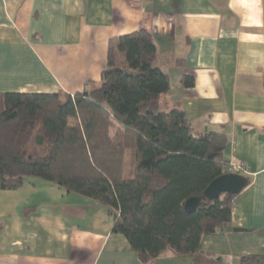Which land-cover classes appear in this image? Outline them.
Wrapping results in <instances>:
<instances>
[{
	"label": "crops",
	"instance_id": "0c3cea01",
	"mask_svg": "<svg viewBox=\"0 0 264 264\" xmlns=\"http://www.w3.org/2000/svg\"><path fill=\"white\" fill-rule=\"evenodd\" d=\"M142 27L171 79L161 107L182 108L197 133H225L228 168H248L231 222L202 249L219 264L264 255V0H0V92L90 88L111 41ZM112 226L105 205L27 178L0 189V264H143ZM148 264L193 259L168 251Z\"/></svg>",
	"mask_w": 264,
	"mask_h": 264
},
{
	"label": "trees",
	"instance_id": "16d2710c",
	"mask_svg": "<svg viewBox=\"0 0 264 264\" xmlns=\"http://www.w3.org/2000/svg\"><path fill=\"white\" fill-rule=\"evenodd\" d=\"M157 54L142 27L111 41L101 80L90 88L0 92V189L37 178L105 205L112 232L127 238L143 264L168 251L219 264L202 241L227 228L241 192L205 199L193 212L185 202L228 173V138L197 133L182 108L161 107L171 79ZM182 82L193 87L195 77ZM240 264H264V255H244Z\"/></svg>",
	"mask_w": 264,
	"mask_h": 264
},
{
	"label": "water",
	"instance_id": "95a60500",
	"mask_svg": "<svg viewBox=\"0 0 264 264\" xmlns=\"http://www.w3.org/2000/svg\"><path fill=\"white\" fill-rule=\"evenodd\" d=\"M248 178L240 173H224L215 178L205 189L202 195L194 196L185 202V210L193 212L203 203L205 199H215L222 193L230 194L241 192L248 185Z\"/></svg>",
	"mask_w": 264,
	"mask_h": 264
},
{
	"label": "built area",
	"instance_id": "2783aa9c",
	"mask_svg": "<svg viewBox=\"0 0 264 264\" xmlns=\"http://www.w3.org/2000/svg\"><path fill=\"white\" fill-rule=\"evenodd\" d=\"M228 172H230V173H247L248 172V168H247V165L245 163H241V164H238V165L232 164V165L229 166Z\"/></svg>",
	"mask_w": 264,
	"mask_h": 264
}]
</instances>
